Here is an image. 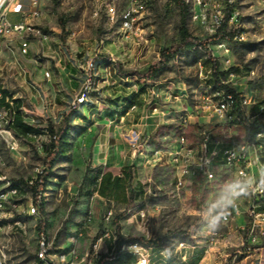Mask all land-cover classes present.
<instances>
[{
  "label": "rangeland",
  "instance_id": "1",
  "mask_svg": "<svg viewBox=\"0 0 264 264\" xmlns=\"http://www.w3.org/2000/svg\"><path fill=\"white\" fill-rule=\"evenodd\" d=\"M113 2L117 7L116 22L111 21L107 11V6L114 5ZM113 2L42 0L39 3L41 16L32 19V24L47 37L43 39L32 36L28 56L18 53L14 57L13 52L17 53L16 47L9 46V43L3 46V61L0 63L2 95L4 89L9 92L11 100L20 101L24 106V121L38 133L30 138L16 134L8 128L0 129V174L5 175L11 182L24 181L34 175L35 166H40L47 179L39 216L25 214L31 193L6 205L7 217L0 221V264H44L36 259V229L40 224L41 228L47 230L50 238L54 239L53 250L72 249L68 238L78 228H84L85 233L76 246L78 249H88L103 228L104 216L109 209L113 211V226L116 228L118 225L127 238L158 239L162 245L187 239L177 233L187 230L189 235L198 218V210L203 205H212L220 199L231 176L216 164L215 179L204 181L197 177L191 183L187 182L185 186L177 188L173 168L166 161L154 162V150L171 147L182 132L193 141L201 130L209 132L219 140L240 141L246 136V123L258 127L264 125V11L259 3L255 0H236L240 10L238 21L245 41L229 42V53H225L213 45L214 43L209 44L211 55L219 62V70H228L235 74L234 88L249 101L248 105L239 110L241 116H244V122L229 123L212 117L209 112L201 109L206 98L211 96L215 82L209 59L200 47L174 55L158 77L145 73L149 66L160 59L163 48L177 44L180 39L177 29L178 8L174 1L143 0L144 10L140 14V21L147 43L135 44L134 40L131 45L121 41L119 30L120 14L126 7L125 0ZM18 17V13H7V18L11 21ZM188 27L194 37L208 38L190 20ZM114 46H118L117 52ZM78 51L84 56L82 61L84 58L94 57L101 63L110 54L115 58L114 62L106 61L108 85L104 83V86H100L99 91L92 94V99L87 103L95 104L98 108L93 109L97 112L94 119L104 118V114L108 115V111L114 107L120 106V110H123L131 103L140 107L146 103V99L151 100V110L157 106L159 113L164 112V121L149 140L152 144L149 149L151 160L146 161V146H138V140V145H130L136 149L133 153L134 163L127 168L128 173L125 176L117 177L116 174L120 171L115 169L117 165L110 163L109 159L105 164H99L100 160L93 161L96 132L88 129L90 121L82 119L79 107H72L74 98L62 97L55 104L54 92L58 88L63 93L62 96H68L64 90L65 82L58 83V87L54 83L53 88L50 84L45 88L33 80L25 59L34 57L40 69H49L51 76H57L59 62L62 65L70 64V56ZM4 62L6 63L1 68ZM117 76L129 77L126 81H121L120 86L118 83L112 85L111 81ZM112 86H116L114 90H122L116 97H112L115 93L111 92L109 95L105 91ZM152 89L156 93L161 92L166 99L153 96ZM78 90L79 88L75 92ZM96 98L102 100V105L95 102ZM0 105H3L1 101ZM111 105L114 107H110ZM102 109L105 113H102ZM134 121L136 122V118ZM49 125L69 127V145L62 155L48 157L45 148L41 149L39 146L49 140ZM260 157L264 173L263 151L260 152ZM118 178L122 180L123 186L115 196H102L98 193L102 183ZM248 205L249 197H242L240 208L246 222ZM140 209L146 214L143 223L138 215ZM10 212L14 216L21 212L26 231L8 226ZM89 214L92 220L86 224ZM238 223V218H231L225 224L219 221L217 227L214 220L213 228L226 232L238 229ZM239 232L244 235V230L239 228ZM252 234L256 237L253 243L248 240L244 245L232 247L226 257H220L218 253L211 254L205 263L235 264L245 255V247L249 245L251 248H262L261 263L264 264V233L256 230ZM237 250L243 251L242 254ZM203 255L205 253L199 255L200 260ZM250 260L254 259L251 257ZM112 264L135 262L130 256L121 255Z\"/></svg>",
  "mask_w": 264,
  "mask_h": 264
},
{
  "label": "built area",
  "instance_id": "2",
  "mask_svg": "<svg viewBox=\"0 0 264 264\" xmlns=\"http://www.w3.org/2000/svg\"><path fill=\"white\" fill-rule=\"evenodd\" d=\"M66 2L69 0H58ZM93 2L112 1L113 0H92ZM188 5L190 11V21L203 33L210 37L217 32H233L232 40H221L213 45L221 48L225 53H229V42H242L246 38L241 32L238 16L240 10L236 0H180ZM260 4L264 11V0H255ZM42 0H0V36L5 31H15L14 40H9V46L13 42L18 44L19 54L26 53V41L21 38V25L30 23L33 27L32 19L40 17L39 3ZM114 3V2H113ZM126 7L120 14V19L125 21L126 42L135 44L147 43V38L143 37L140 14L144 10L143 0H125ZM8 12L19 14V19L11 21L7 18ZM101 13V10H100ZM117 7L114 3V14L112 19H116ZM38 30V28H37ZM38 37L44 39V33L38 31ZM94 57H88L81 64L80 69L83 77L79 90L71 102L72 107L81 106L82 100H87V92L96 93L99 91V85H91L92 61ZM115 61V60H114ZM221 71V70H220ZM210 72V71H209ZM224 72V71H221ZM47 78V73L44 72ZM235 74L226 70L224 74H218L217 82L221 83V91L218 94H211L206 98L202 105V110L209 112L212 117L219 118L224 122H233L235 119H244V116L238 115V108L248 105L249 101L240 94L234 86L233 80ZM215 82V80H214ZM230 90H233L230 91ZM153 96L156 92L151 90ZM3 97L0 96V100ZM224 101H231L235 104V114L226 115L224 110ZM152 111H157L154 106ZM13 100L4 98V104L0 105V129L9 128L14 118ZM188 117V116H187ZM186 122V120H185ZM247 127L250 123H246ZM257 128V127H255ZM36 135H34L35 137ZM41 143V149L45 144ZM135 137L131 140V145L136 146ZM264 152V140H259V136H251V130L247 129L243 140H219L213 137L209 132L201 130L197 133L195 141L190 140L184 133H180L174 140L171 147L156 149L153 153L154 162L166 161L174 170L175 185L181 188L187 182L191 183L193 179L201 177L204 181L215 179L214 166L219 164L230 174L232 182L236 179H246L250 184L256 183L258 190L250 194L249 205L246 209V217L250 221L249 240L253 243L256 237L253 231L264 233V173L260 152ZM220 161H217V160ZM43 173L40 166L34 167V175L24 180V183H13L0 174V221L7 217L5 212L6 205L15 202L20 197H27L29 193L30 203L27 205L25 214L27 216H39L40 208L43 204ZM229 182V183H230ZM34 187V190L31 188ZM24 191V192H23ZM241 198L236 202V206L231 209L230 215L226 219L220 220L225 224L231 219V214H242ZM211 204L203 205L197 212V220L193 225L187 239H178L170 245H150L145 246L137 241L123 242L118 247V234L113 226V211L109 209L104 216L103 228L92 241L88 249H78L77 242L84 236V228H78L68 241L73 246L70 250H53L54 239H51L45 228L36 229V256L44 264H109L114 262L121 255L130 256L135 264H189L191 259L198 253H206L209 249L217 246L224 232L216 231L213 228L214 220L210 216ZM21 214V212H19ZM8 226L26 231V224L21 219H15L14 214L10 212ZM141 222H144L145 212L143 209L138 211ZM92 220L89 214L85 223ZM2 227L0 225V231ZM121 236L125 237L120 231ZM126 238V237H125ZM132 246H135L133 250ZM250 249V248H249Z\"/></svg>",
  "mask_w": 264,
  "mask_h": 264
},
{
  "label": "crops",
  "instance_id": "3",
  "mask_svg": "<svg viewBox=\"0 0 264 264\" xmlns=\"http://www.w3.org/2000/svg\"><path fill=\"white\" fill-rule=\"evenodd\" d=\"M122 41L125 43L123 39ZM31 43L29 45V52L31 50ZM129 44L131 45V43ZM11 46L16 47V49L18 48L17 42H13ZM114 47H115V51L117 52L118 46H114ZM2 52L0 53V63L3 61ZM18 53H19L18 49H17V53L13 52L14 57H16ZM83 57L84 56L81 55L80 51L75 52V54L71 55L69 58L70 64L62 65V63L59 62L60 67L57 69L58 75L51 76L50 74L49 78H46L44 76V72L47 69L46 68L40 69L38 61L34 57H31L29 59L25 58V59L26 61H28L27 66L30 68V72L33 77V80L39 84H42L45 88H47L49 84L53 88L54 83L56 84V87H58V83L65 82L64 90L66 91L68 96H62L63 93L58 88V90L54 92V102L56 104V102L60 101L62 97L74 98L75 95L77 94V92L75 91L77 90V88H79L83 77L80 66L84 62V60L87 59L84 58V60L82 61ZM109 57H111L114 62L115 58L111 54ZM109 57L105 59V62H101L100 64L98 60L95 59L96 60L95 74H96V79H98L99 81V86H104L105 85L104 83H107L108 85L109 83L108 75H107L108 66L106 64V61ZM5 63L6 62H4L1 68L4 67ZM55 66L57 67V64H55ZM128 77L129 76H117L115 79H113V81H111V84L113 85L114 83H118L117 85L120 86L121 85L120 82L126 81ZM115 88L116 86L108 87L105 89V91H107L109 95L115 93L112 94V97H116L117 93L121 92L122 90L121 89L114 90ZM8 93L9 92H7V96ZM156 95L161 96L162 99H166L164 98L166 96L163 97L161 92H158ZM150 101L151 100L146 99V103L142 104L140 107H138L136 104L133 103L130 106L124 108L123 110H120L119 108L120 106L115 108L113 105H111L110 107H114V108H111V110L108 111V115L104 114V118L101 119L100 118L94 119L95 115L97 114V112L93 111V109L97 108L95 104H83L79 106V110H80L79 114L82 116V119L90 121L88 122L90 125L88 129L89 130L93 129L96 132V139L93 146V161L100 160V162H98L99 164H105L109 159L110 163H114L117 165L115 169H119L120 171L118 174H116L117 177L125 176L128 173L127 168L133 165L134 163L133 153L136 149L135 147L130 146L133 137H135L137 142L139 140L138 143L139 145L137 144L138 146H146V161L151 160L149 158L151 154L149 152V149L152 148V144L149 143V140L151 135L156 130V128L160 125V123L164 121V114H163L164 112L161 111V113H159L158 109L157 111H152L149 105ZM95 102L102 105V100L100 98H96ZM153 104L156 103L153 102ZM20 108L22 110L24 106L21 105ZM99 110H101V108ZM103 111L104 109H102V113ZM135 118H136V122L134 121ZM106 119L108 121H104ZM231 218L232 219L238 218L239 223L237 224V227H239L241 230H244L246 225V219H244L242 214L234 215V217ZM239 228L230 229L224 232L217 246L209 249L205 253V255H203L202 259L199 261L198 264H206L205 262L208 256L211 254L218 253L220 257H226L229 255L228 253L229 249H231L234 246L244 245L246 242H248L249 237L245 238L244 235H242L239 232ZM245 248H246V250H244L245 255L242 257L239 256L240 258L235 264H248V262L250 264H262L261 263L262 248L259 247L251 248L249 245H247ZM237 252L242 254L243 251L237 250ZM234 253L235 252L233 251L232 254ZM198 254H202V253L197 252V255ZM197 255L191 259L190 264L194 259L198 257ZM251 257L254 260H250Z\"/></svg>",
  "mask_w": 264,
  "mask_h": 264
},
{
  "label": "trees",
  "instance_id": "4",
  "mask_svg": "<svg viewBox=\"0 0 264 264\" xmlns=\"http://www.w3.org/2000/svg\"><path fill=\"white\" fill-rule=\"evenodd\" d=\"M174 3L176 4L178 8V22H177V29L179 33V41L177 44L171 45L169 47L163 48L160 52V59L153 65L149 66L146 70V74L154 77H158V75L167 68V65L170 61V59L181 52L185 51H190L193 48L200 47L207 55L209 62L211 64V71L215 80V84L217 82V76L218 74H224V72H221L219 70V62L216 58H214L209 50V44L210 43H216L221 40H232L233 32H217L216 34L206 38V39H199L197 37H194L191 32L189 31L188 27V20H190V11L188 5L184 4L180 0H173ZM63 22V21H61ZM135 74V73H133ZM233 92V90H230ZM7 96V92L3 89V97L5 98ZM4 98H2L0 101L2 104H4ZM130 103V102H129ZM133 104V103H131ZM129 104V106L131 105ZM21 104L18 99L13 100V109H14V118L12 124L9 126L10 130L13 131L16 134H19L23 137H29V133L37 134V130L33 128L31 125L27 124L22 115V110L20 108ZM240 109L238 108V111ZM239 114L241 112L239 111ZM255 127L253 124H250L248 126V130L254 129ZM48 136L50 137V142L45 144V150L47 151L48 157H55L57 154L62 155L68 148L69 145V138H70V132H69V127L67 125H61L59 127H55L53 125L48 126ZM97 176H95L96 181ZM43 184H42V189L46 185V179L47 176L45 173H43ZM24 183L23 180H16L13 183ZM123 182L120 178L114 180V181H109V182H104L100 185L98 188V193L102 196H115L117 192L122 190ZM34 190V187L31 188ZM22 214H15V219H21ZM42 224L38 226V228H41ZM116 232L118 234V239H117V244L118 247L123 242H134L137 241L143 245L150 246V245H162L158 239L155 240H144L141 237H133V238H125L121 236L119 226L116 225ZM250 232V221L247 218V222L244 228V237L247 238L249 236ZM177 234L183 235L188 238V233L187 230L179 231ZM201 254H198L197 258L192 261V264H198L200 261L199 256ZM119 258V257H118ZM36 259L39 262H42L39 258ZM113 262H110L109 264H112Z\"/></svg>",
  "mask_w": 264,
  "mask_h": 264
},
{
  "label": "bare ground",
  "instance_id": "5",
  "mask_svg": "<svg viewBox=\"0 0 264 264\" xmlns=\"http://www.w3.org/2000/svg\"><path fill=\"white\" fill-rule=\"evenodd\" d=\"M107 11H108V14H109V17H110L111 21H115V19H112V15L114 14V5H110L109 4L107 6ZM39 13H41L40 9H39ZM36 18H39V17H36ZM36 18H33V19H36ZM33 27H35V28H30V23H23L21 25V38L24 41H26V53H27V54H21L23 56H26L29 53V45L31 43V37L32 36H37L38 37V31H41V29H39L34 24H33ZM37 28H38V30H37ZM119 30L121 32V38L126 42V28H125V21H123V19H120ZM144 33H145V30L143 29V37L146 38L144 36ZM46 37H47V35L44 34V39ZM14 38H15V31H5V32L2 33V36H0V53L3 50L4 44L9 43V40H14ZM107 61L108 62H113L111 57H109L107 59ZM95 67H96V60H93L92 61V70L94 71V73H93V75L91 77V85H99V81H98V79H96ZM45 72L47 73V78H49L50 77V72L48 70H46ZM99 88H100V86H99ZM212 90H213L212 94H218V91H221V83H216ZM92 94H94V92H87V100H82L81 101V105L87 104L88 102H90V100L92 99ZM0 96L3 97L1 90H0ZM5 98H9V97L6 96ZM224 110H225L226 115L235 114V104H232L231 101H224ZM235 121H236V123L244 122L243 119H235ZM245 128H246V126H245ZM34 135H36V134H33V133H29L28 134V136L30 138L34 137ZM251 136H259V140H264V125L260 126V127H257V128H254V129H251Z\"/></svg>",
  "mask_w": 264,
  "mask_h": 264
},
{
  "label": "clouds",
  "instance_id": "6",
  "mask_svg": "<svg viewBox=\"0 0 264 264\" xmlns=\"http://www.w3.org/2000/svg\"><path fill=\"white\" fill-rule=\"evenodd\" d=\"M257 190V184H250L246 179H236L228 183L220 199L211 205L210 216L212 219L209 223L211 224L212 220H215L218 227L219 221L226 219L230 215L229 210L236 206V202L240 198L249 196ZM134 248L135 246H132L130 250Z\"/></svg>",
  "mask_w": 264,
  "mask_h": 264
}]
</instances>
